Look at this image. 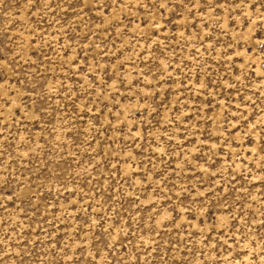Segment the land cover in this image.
<instances>
[{"label":"rangeland","instance_id":"rangeland-1","mask_svg":"<svg viewBox=\"0 0 264 264\" xmlns=\"http://www.w3.org/2000/svg\"><path fill=\"white\" fill-rule=\"evenodd\" d=\"M0 264H264V0H0Z\"/></svg>","mask_w":264,"mask_h":264}]
</instances>
